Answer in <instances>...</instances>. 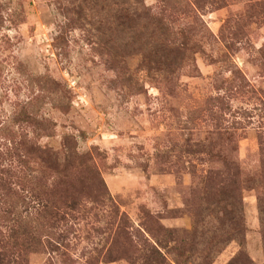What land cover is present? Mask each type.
Listing matches in <instances>:
<instances>
[{"label":"rangeland","instance_id":"1","mask_svg":"<svg viewBox=\"0 0 264 264\" xmlns=\"http://www.w3.org/2000/svg\"><path fill=\"white\" fill-rule=\"evenodd\" d=\"M3 130L92 171L28 264H206L225 195L264 264V0H0L1 150Z\"/></svg>","mask_w":264,"mask_h":264},{"label":"trees","instance_id":"2","mask_svg":"<svg viewBox=\"0 0 264 264\" xmlns=\"http://www.w3.org/2000/svg\"><path fill=\"white\" fill-rule=\"evenodd\" d=\"M26 123L33 126L40 124L29 118ZM5 134L9 138L5 139L3 150L0 149V264H28L31 254L58 253L63 233L67 229L68 212L80 214L76 206L80 202L76 203L69 196L63 202L59 195L63 192L67 194L68 189L75 190V185H78L81 198L90 200L88 195L79 192L88 188V169L84 176L68 174L75 162L78 168L89 167L81 161L83 157L76 153L69 155L63 164L60 163L57 155L29 141L28 133H25L24 141L17 143V136L12 135L11 131ZM224 201L220 216L216 217V225L210 226L201 263L209 264L213 247L228 245L233 241L240 251L228 264H252L242 251L245 226L241 203L228 195H225ZM263 214L261 212V216ZM261 224L264 247V217H261ZM106 253L105 259L114 260L111 257L112 249ZM175 264L182 263L179 261Z\"/></svg>","mask_w":264,"mask_h":264}]
</instances>
